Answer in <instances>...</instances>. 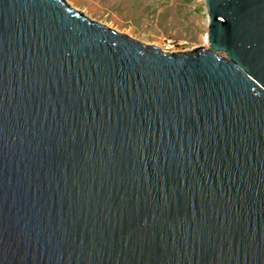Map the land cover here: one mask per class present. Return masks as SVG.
<instances>
[{
  "label": "water",
  "instance_id": "95a60500",
  "mask_svg": "<svg viewBox=\"0 0 264 264\" xmlns=\"http://www.w3.org/2000/svg\"><path fill=\"white\" fill-rule=\"evenodd\" d=\"M204 5L167 53L0 0V264H264V0Z\"/></svg>",
  "mask_w": 264,
  "mask_h": 264
},
{
  "label": "rangeland",
  "instance_id": "374dc122",
  "mask_svg": "<svg viewBox=\"0 0 264 264\" xmlns=\"http://www.w3.org/2000/svg\"><path fill=\"white\" fill-rule=\"evenodd\" d=\"M93 21L167 53L207 47L204 0H66Z\"/></svg>",
  "mask_w": 264,
  "mask_h": 264
}]
</instances>
